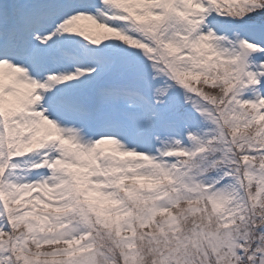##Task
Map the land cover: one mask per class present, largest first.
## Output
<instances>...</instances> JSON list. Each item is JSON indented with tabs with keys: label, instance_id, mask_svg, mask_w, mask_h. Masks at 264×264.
I'll list each match as a JSON object with an SVG mask.
<instances>
[{
	"label": "rangeland",
	"instance_id": "obj_1",
	"mask_svg": "<svg viewBox=\"0 0 264 264\" xmlns=\"http://www.w3.org/2000/svg\"><path fill=\"white\" fill-rule=\"evenodd\" d=\"M18 1L62 16L0 62V264H264V0Z\"/></svg>",
	"mask_w": 264,
	"mask_h": 264
},
{
	"label": "bare ground",
	"instance_id": "obj_2",
	"mask_svg": "<svg viewBox=\"0 0 264 264\" xmlns=\"http://www.w3.org/2000/svg\"><path fill=\"white\" fill-rule=\"evenodd\" d=\"M197 5H198V4H197ZM23 29H24V28H23ZM24 33H25L26 36H29V37L32 36V33H31V32H27V31H25Z\"/></svg>",
	"mask_w": 264,
	"mask_h": 264
}]
</instances>
